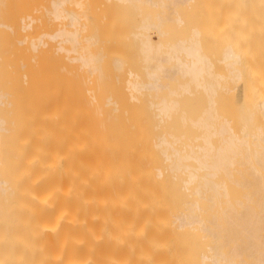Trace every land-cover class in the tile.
<instances>
[{
	"label": "bare ground",
	"instance_id": "obj_1",
	"mask_svg": "<svg viewBox=\"0 0 264 264\" xmlns=\"http://www.w3.org/2000/svg\"><path fill=\"white\" fill-rule=\"evenodd\" d=\"M0 264H264V0H0Z\"/></svg>",
	"mask_w": 264,
	"mask_h": 264
}]
</instances>
